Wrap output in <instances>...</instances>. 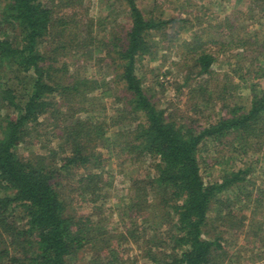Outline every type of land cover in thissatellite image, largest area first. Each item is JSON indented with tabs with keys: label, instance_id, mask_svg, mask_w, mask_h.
I'll use <instances>...</instances> for the list:
<instances>
[{
	"label": "trees",
	"instance_id": "obj_1",
	"mask_svg": "<svg viewBox=\"0 0 264 264\" xmlns=\"http://www.w3.org/2000/svg\"><path fill=\"white\" fill-rule=\"evenodd\" d=\"M124 2L131 26L124 45L118 50L114 45V50L121 58L119 77L130 95L132 110L142 113L145 119L127 131L130 140L124 131L114 128L116 138L111 144H118L122 153L134 156L129 158L134 162L151 158L154 175L132 179L130 195H138L129 196L124 202L125 211L130 214L127 213V223H140L145 233L141 239L132 235L137 233L135 228L131 236L119 234L133 244L145 241L144 257L151 264H217L221 259L217 253L222 247L221 237H213L207 227L212 217L223 213L222 194L233 184L246 181L247 169L230 171L220 182H205L198 154L206 140L228 141L242 156H247L253 145L258 149L264 145V89L256 91L254 83L249 86L252 96L248 107L220 97L228 87L236 88L246 80L242 69L236 66L242 55L229 51L247 49L244 46L249 32L242 31L241 37L234 38L227 34L213 41L204 38L208 34L205 28L195 32L190 41L182 42L195 69V91L202 93V98L210 96L215 84L217 99L225 100V107L231 108L229 115L226 112L201 128L188 126L170 119L162 108L150 102L135 72L136 57L152 52V33L174 20L146 19L137 0ZM254 2L264 5V0ZM52 21V9L42 0H0V108L8 106L13 112L0 119V264H72L87 249L96 248V253L111 249V241L116 237L100 232L90 218L70 213L58 191L64 172L83 170L78 172L74 184L79 196L92 206L108 198L102 192L111 183L98 170V157L88 153L98 128L78 122V128L67 132V152L53 163H47L42 155L26 156L18 150L40 115L50 107L53 94L61 92L71 97L79 93L78 83L66 85L65 81L61 83L62 76L51 73L58 59L53 63L41 48L50 34ZM253 25L256 26L254 22ZM212 42L217 49L205 48ZM256 45L259 44H252ZM255 50L250 52L263 54ZM229 54L237 60L230 61V71L222 73L228 80L215 81L213 75H220L212 67L217 56L230 60ZM262 66L255 65L244 74L264 79ZM236 78L239 82L234 83ZM259 139L263 140L258 144ZM150 192L158 197L150 198ZM148 228L164 231L156 235L155 231L151 238L147 236ZM104 242L106 245L100 249Z\"/></svg>",
	"mask_w": 264,
	"mask_h": 264
},
{
	"label": "rangeland",
	"instance_id": "obj_2",
	"mask_svg": "<svg viewBox=\"0 0 264 264\" xmlns=\"http://www.w3.org/2000/svg\"><path fill=\"white\" fill-rule=\"evenodd\" d=\"M42 2L52 9L50 34L41 45L53 63L58 59V65L54 64L55 71L51 73L62 76L61 83L65 81L66 85L78 83L79 93L71 97L61 92L53 94L50 107L40 115L18 150L26 156L42 155L47 163H53L67 152V132L78 128V122L98 128L100 132L96 131L98 135L90 143L88 153L98 157V170L102 171L105 181L111 183L102 192L108 198L92 206L86 198L79 196L74 184L78 172L83 170L64 172L58 191L70 213L90 218L99 226L100 232L113 233L116 237L111 241V249L105 248L99 253L94 251L96 248L87 249L80 252L72 264H151L144 257L145 241L133 244L119 234L131 236L132 228H135L137 233L132 235L141 239L145 233L140 223H127V213L130 214L125 211L124 202L127 197L138 195H130L132 179L154 175L151 158L134 162L129 159L134 156L122 153L118 144H111L116 138L114 128L127 135L128 130L132 131L145 119L142 113L132 110L130 95L119 77L121 58L114 50V45L117 50L124 45L131 26L127 6L124 0ZM137 4L146 19L174 20L152 33V52L137 56L135 61V72L145 95L170 119L201 128L222 114L229 115L231 108L225 107V100L248 107L252 83L256 91L264 89V79L244 74L255 65H263L260 69L264 71V5L254 0H137ZM205 28L208 34L204 38L210 37L213 41L223 39L227 34L234 38L241 37L242 31L249 32L244 46L247 49L229 51L242 55V61L236 66L242 69L246 80L220 94L225 100L217 99L215 91L218 87L214 83L215 90L210 96L202 98L203 94L195 91V69L182 45L183 41H190L195 32H203ZM254 42L259 45L252 46ZM205 48L217 49L213 42ZM250 50L263 54L257 55ZM228 57L230 60L223 55L217 56L212 67L220 75H213L215 81L228 80L222 73L230 71L229 66L233 65L230 61L237 60L231 54ZM233 81L239 82L237 78ZM7 113L11 115L12 108L2 106L0 119ZM126 139L130 140V135ZM262 140L259 139L258 144ZM257 147L253 145L251 152L242 156L225 140L222 143L206 140L201 144L198 160L205 182H220L230 171L247 169L246 181L233 184L222 194L223 216L212 217L213 221L207 227L213 237H221L222 247L217 249L221 259L217 264H264V145ZM149 197L158 196L150 192ZM162 230L148 228L147 236L152 238L155 231L156 235ZM105 245V242L100 244V249Z\"/></svg>",
	"mask_w": 264,
	"mask_h": 264
}]
</instances>
